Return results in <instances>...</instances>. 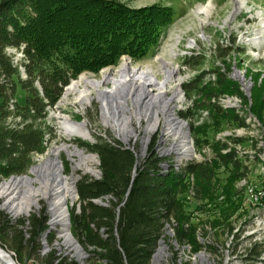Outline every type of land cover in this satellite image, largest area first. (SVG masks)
I'll list each match as a JSON object with an SVG mask.
<instances>
[{
	"label": "trees",
	"instance_id": "trees-1",
	"mask_svg": "<svg viewBox=\"0 0 264 264\" xmlns=\"http://www.w3.org/2000/svg\"><path fill=\"white\" fill-rule=\"evenodd\" d=\"M172 22V9L158 4L132 8L116 0H0V182L25 175L32 167V155L44 154L45 134L54 136L47 109L57 104L72 80L86 72L97 74L123 56L143 59ZM9 49L22 58L14 63ZM239 54H244L243 49ZM199 56L183 59L182 64L195 72L182 85L192 105L178 117L191 121L190 135L197 147H209L210 161L188 162L179 171L170 168L163 174L164 159L154 151L155 137L139 164L135 152L119 143L102 138L94 144L77 142L97 156L100 172L98 179L83 176L76 182L78 206L68 210L70 235L88 255L82 264H151L166 226L173 229L178 244H189L197 252L201 246L196 243L192 215L205 201L214 203L219 196L214 190L215 169L229 168L231 180L246 177L247 168L233 150L222 154L229 143L242 145V139H216L222 124L236 129L246 125L234 110L211 103L219 95L244 97L228 77L232 63L222 54L224 71L214 62L204 69L205 59ZM211 72L215 82L204 83ZM201 111L208 112V119L195 125ZM250 113L264 127V112L254 108L252 97ZM9 118L20 119L19 126L8 124ZM210 130L216 133L212 142L206 138ZM190 186L193 202L184 200ZM226 193L219 217L208 223L217 229L220 217L227 219L235 210ZM46 224L43 212L13 223L0 211V247L12 251L20 262L28 256L39 264H80L74 258H58L55 251L40 258L39 240L48 229ZM231 229L221 232L225 235ZM45 238L49 245L53 243V234Z\"/></svg>",
	"mask_w": 264,
	"mask_h": 264
},
{
	"label": "bare ground",
	"instance_id": "bare-ground-1",
	"mask_svg": "<svg viewBox=\"0 0 264 264\" xmlns=\"http://www.w3.org/2000/svg\"><path fill=\"white\" fill-rule=\"evenodd\" d=\"M208 9L209 6L201 7L198 8L195 13L205 15ZM200 23L203 24L205 21L200 19ZM193 45L194 40H189L186 47L192 48ZM174 47L175 46H171L169 49L170 57H175L177 55L174 51ZM246 54L247 52H244L243 55ZM124 58H126V60H124L119 67L104 71L101 70V77L99 79L82 76L76 81H72V83L65 88L60 103H64L70 96H73L75 103L82 107L89 104L92 100H96L100 103V120L102 124L105 128H110L115 137L125 145L132 137L136 136L135 128L132 125L133 120L139 125L144 121L145 126L142 130L144 135L141 138L140 149L141 156L144 155L147 149L146 146L149 143L151 135L156 131L159 125H161L162 136L159 138L158 143L156 138L155 147L157 145L161 146L167 139L171 138L172 143L169 144V147H160L157 151L160 152V155H168L171 152L176 155V159L170 164H166V161L160 164V169L163 174L169 172L168 170L170 168L174 171H179L186 163L193 162L195 158H201L199 160H203L202 162L210 161L211 157L210 159H202L200 154H195L193 144L189 137L190 128L187 126L185 120L176 115V111L180 108L179 105L182 103L185 93L180 92L177 86L175 93L167 97L166 88L169 86L168 84L174 81L176 68L172 67L170 62L157 57L156 61H159L158 71L163 77L162 80H158L157 77L153 75L151 69L140 70V68L130 64V58L126 56ZM218 66L222 69L220 64ZM222 71L224 70L222 69ZM231 72H233L232 68L229 72L230 74L228 73L230 79L233 80L234 77L244 79V75H241L242 73L240 74V72L236 70L231 77ZM215 79V74L211 72L206 74L203 78V82L212 83L215 82ZM187 82H184V84ZM108 84L111 85V88L104 87ZM253 84L248 80L242 83L241 87V90H245H243V98L249 101L251 95L248 94V91L250 87L252 88ZM239 86L241 85L239 84ZM151 88L155 90L153 91ZM92 94H94V97ZM243 98L241 99L239 96L219 95L212 98L211 103L217 105L218 108L222 110H234L244 121L246 128H239L235 130L234 133H242V131H246V129L252 127L256 128L261 133L263 132L262 134L264 136V127L250 113L249 108L251 105H248V107L243 105ZM128 101H131L130 106L128 105ZM191 105L190 100L188 107ZM12 109L13 108L10 107V110ZM58 119L60 120L59 123L66 137H77L85 141H93L92 134L89 132L84 122H72L69 118L63 116L58 117ZM207 119L208 112L201 111L194 124L200 125L204 121H207ZM7 123L14 125L18 124L19 126L20 119L9 118ZM47 124L50 125L49 116ZM50 128H53V126L50 125ZM47 136L49 137L48 134H45V140ZM231 137L238 138V136L230 132H223L220 133L216 139L227 141L228 138ZM110 143L115 144L119 142L115 141ZM121 143L119 144L122 145ZM126 148L135 152L136 156L134 147ZM230 150H233L240 160L248 158L247 160L249 162L259 163L258 165L260 168L257 167L255 169V174L260 173L263 176L264 148L260 155H256L255 149L244 150L240 145L229 143L228 148L221 151L222 154L225 155L230 152ZM207 152L211 155L209 147ZM60 154H65L68 161L71 163V174L69 176L63 173L62 162L59 160ZM183 160L184 163H182ZM97 162V157L95 155H86L77 146L61 144L59 147H54L48 152L45 158H42L29 169V174L13 177L0 184V199L3 200L2 206L14 216H28L31 210L39 209L41 203H44L50 213V228L48 227V229L50 231H56L58 238L62 240V244L71 247L75 254L81 259L83 253L69 233L68 224L70 225V222L65 206L68 201L74 202L77 198L75 184L80 177L78 172H81V175L97 176L98 173L95 168ZM248 163H243V166L247 168V171H245L247 173L251 167V165L249 167ZM190 182L192 183V178H190ZM237 186L243 191L245 203L249 206V210L261 209V202H258V200H263L262 190L257 189L256 186H252L246 177L239 179ZM249 190H253L254 195H251ZM192 195V187L190 186L188 198ZM242 220L241 223L237 225V228L234 229V227H232V231L229 233L230 236H226L229 238H226L227 241L224 245L226 248L224 251L226 255L222 264H229L230 248L233 245H238V238L236 235L242 231L244 225ZM57 227L59 229H56ZM212 230L211 225H204L196 229V243L198 242L201 248L205 241L204 237L208 236V232H212ZM163 237L164 239L159 242L158 247H156L157 249H155L156 251L153 255L151 264H214V262L210 260V255L207 254L205 250H201L200 248L197 252H193V246L186 243L178 244L179 242L177 243L174 240V232L171 227L166 226ZM249 253L250 246H247V242H240V247L236 248V256L249 257ZM0 264H15L11 257L8 256L1 247ZM234 264H243V260H234Z\"/></svg>",
	"mask_w": 264,
	"mask_h": 264
},
{
	"label": "rangeland",
	"instance_id": "rangeland-1",
	"mask_svg": "<svg viewBox=\"0 0 264 264\" xmlns=\"http://www.w3.org/2000/svg\"><path fill=\"white\" fill-rule=\"evenodd\" d=\"M118 2L124 3L132 8H138L153 4H158L162 6L170 7L173 11V22L166 27L160 37V41L158 45L153 48L143 59L138 61H130V64L140 68V70L151 69L153 75L157 77L158 80H162V75L158 71L159 69V61H156V58H162L164 61H168L172 64V67L176 68V73L174 77V81H172L169 86L166 88L167 97L172 96L176 87L180 89V92H184L182 85L184 82H187L194 75L193 70L184 66L183 59L185 57L196 56L200 57L202 55L205 59V64L203 66L204 69H208L213 67V62L216 65L220 64V56L222 54L226 55L225 59H229L232 63L231 77L234 74V71L240 72L241 75H244V79H238L234 77L233 81L236 82L239 87L240 92L244 96V91L241 90L242 83L250 80L253 84L252 88L248 91L250 94V101L245 98L243 100V105L248 107L251 105V97L253 101V105L255 109H259L260 112L263 111V100H264V0H116ZM53 3V2H52ZM240 3V4H239ZM209 6L208 12L205 15L195 13L198 8ZM208 8V7H207ZM200 19L205 21V23H200ZM178 39V40H177ZM189 40H194V45L192 48H187V44ZM171 46L174 47V51L177 53L175 57H170L169 49ZM243 49L244 52H247L246 55H240V50ZM8 54L13 56L14 63L18 62L22 55L20 53H15L14 50H7ZM248 56V57H245ZM125 57V56H124ZM121 57L118 62L111 67H107L104 70L115 69L120 66V64L126 60V58ZM199 59V58H198ZM250 63H254L252 66ZM22 70V68H20ZM97 74L92 73H82L75 80L79 79L82 76L89 77L92 79H99L101 77V72ZM246 73V74H245ZM23 74V73H22ZM230 74V73H229ZM258 75V76H257ZM262 76V78H261ZM24 77V76H23ZM252 77V78H251ZM246 78V79H245ZM179 81H178V80ZM72 81L70 83H72ZM180 82V83H179ZM177 84V85H176ZM239 84L241 86H239ZM106 88H111V85H105ZM263 88V89H262ZM153 91L154 88H151ZM169 92V93H168ZM250 92V93H249ZM63 94L59 98L57 104L53 108H48V116L50 125L53 126V138L50 139L47 136L45 152L42 155H32V166L35 165L42 158H45L48 152L54 148L59 147L61 144L74 145L77 146V142H83L87 144H94L97 138H102L109 142H119L121 143L114 135L110 128H105L100 120V103L96 100H92L89 104L84 105V107L75 103L74 97L70 96L64 103H60ZM94 97V94H92ZM234 96V95H232ZM17 101L20 103L22 101V95H17ZM182 103L179 105L180 108L176 111V115H178L179 111H184L187 109L189 105V101L186 99V96H183ZM188 102V103H187ZM128 105H131V101H128ZM82 107V108H81ZM251 107V106H250ZM250 109V108H249ZM67 117L72 122L81 123L84 122L89 132L92 134L93 141H85L77 137H66L63 133L61 125L59 123L58 117ZM78 118V119H77ZM187 126L189 127L191 122L186 121ZM190 123V124H189ZM49 125V126H50ZM133 127L135 128L136 136L132 137L130 141L125 145L126 147H134L136 151L137 164H139L142 160H144L148 154V148L150 146L151 140L155 137L157 138V143L159 138L162 136V126L156 129V131L151 135L149 143L146 146V151L144 155L141 156V141L144 135L143 127L145 126V122L142 121L140 125L133 120ZM237 130L234 126L222 124V132H230L238 138L242 139V147L244 150H254L255 154L260 155L262 153V149L264 148V136L263 132L261 133L256 128L249 127L246 131H242V133H234ZM190 133V130H189ZM191 134V133H190ZM216 133L213 130H210L207 133V140L212 142L215 140ZM220 135V133L216 136V138ZM191 142L193 144V148L196 155H201L202 159H210L211 155L207 152L208 147L205 145L197 147L195 145L194 138L189 136ZM232 138V137H231ZM202 139V138H200ZM172 143V139L169 138L165 141V143L157 145L155 147L156 154L166 161V164H170L176 159V155L171 152L168 155H160V152L157 151L160 147L167 148L169 144ZM81 149L86 155L92 153L87 152L85 149ZM201 159V158H199ZM196 159L193 162H202L203 160ZM246 159H242L241 162L248 163L249 161ZM59 160L62 162L63 173L66 176L71 174V163L68 161L65 154H60ZM98 161V159H97ZM184 163V160L182 161ZM242 163V164H243ZM259 163L249 162L248 165L250 167L249 172L247 173V180L250 182L252 186H256L257 189L262 190L264 188V174L258 173L255 176H252V170L257 167ZM98 162L95 165L96 171L98 173L97 176L90 175H81V172H78L80 177L87 176L90 178H99V169ZM162 166V165H161ZM29 174V170L25 175ZM78 179V180H79ZM8 181L4 180L1 183ZM237 182L235 179L231 180V173L229 168H225L223 166H219L215 169V182H214V190L217 196L215 198V202L211 203L205 201L203 206L200 207V211H193L192 215V223L195 226L202 227L204 225H210L209 222H212L215 218L219 217L221 213V209L224 208L222 203L223 195H225V199H227V193L229 192V197L227 201H232L233 205H235V210L233 215L229 214L227 219H223L220 217V221L222 224L219 226V229L212 227V232H208V236L204 237L205 241L203 242V247L201 250H205L207 254L210 255V260L214 262V264H222L223 259L225 257L224 247L225 242L227 241L226 236H230L232 230L226 232L225 235L221 230L226 231L229 227L237 228L238 224L244 222V218H249V206L245 203V196L243 191L239 189L237 186ZM263 186V187H262ZM188 198V194H187ZM221 200V202H220ZM229 201V202H230ZM229 202L225 205L229 206ZM78 198L74 202L68 201L65 208L67 209V213L69 214V209L78 206ZM3 200L0 199V211L4 212L7 217L13 223L17 221L26 222L32 215H39L41 212L44 213L47 219V228L49 226L50 213L44 203H41V206L37 210H31L28 216L25 215H17L14 216L9 211H7L3 206ZM257 210V209H254ZM245 212V213H244ZM243 213V214H242ZM194 214H198L196 221ZM246 215V216H244ZM69 217V215H68ZM236 223V224H235ZM232 225V226H231ZM56 229H59L58 227ZM70 229V226H69ZM217 230V231H216ZM48 233L53 234V243L49 245L46 242V238L42 237L40 241V258L48 255L51 251H55L56 256L58 258L68 257L74 258L78 260L80 263H84L87 258V253L81 248L83 253L81 259L75 254L74 250L71 247L62 244V240H60L57 236L56 231H49ZM224 235V236H223ZM224 237V238H223ZM227 238V239H226ZM216 243H215V242ZM213 243V244H212ZM220 247V254H219ZM223 249V250H222ZM8 256L11 257L12 261L15 264H39L38 261L32 259L31 257L23 259V261H19L17 256L9 250L3 249ZM217 251V252H216ZM214 252V253H213ZM25 257V256H24ZM220 257V258H219ZM214 258V259H213ZM217 258V259H216ZM215 260V261H214Z\"/></svg>",
	"mask_w": 264,
	"mask_h": 264
},
{
	"label": "built area",
	"instance_id": "built-area-1",
	"mask_svg": "<svg viewBox=\"0 0 264 264\" xmlns=\"http://www.w3.org/2000/svg\"><path fill=\"white\" fill-rule=\"evenodd\" d=\"M252 176H255V168L252 170ZM249 193L254 195L253 190H249ZM262 193L263 200H258L261 202V209L246 210L250 211V218H244L242 231L236 235L238 245H233L230 248L229 264H234V260H243V264H264V188H262ZM184 200L193 202L192 196L184 198ZM194 204L201 205L200 202H194ZM197 216L198 214H194L195 221ZM240 242H247V246H250L249 257L236 256V248L240 247Z\"/></svg>",
	"mask_w": 264,
	"mask_h": 264
},
{
	"label": "water",
	"instance_id": "water-1",
	"mask_svg": "<svg viewBox=\"0 0 264 264\" xmlns=\"http://www.w3.org/2000/svg\"><path fill=\"white\" fill-rule=\"evenodd\" d=\"M96 156V155H95ZM97 157V156H96ZM98 164H99V162H98ZM99 174H100V172H99ZM13 178V177H12ZM11 179V178H10ZM96 179V178H95ZM98 179V178H97ZM75 193H76V189H75ZM76 197H77V193H76ZM78 198V197H77ZM67 216H68V214H67ZM69 224H68V228H69ZM50 230L49 229H47V231H46V233H45V235H44V237L46 236V234L49 232ZM70 233V232H69ZM72 237V236H71ZM79 249H80V251H81V248L79 247ZM78 261V260H77ZM80 264H82V263H80Z\"/></svg>",
	"mask_w": 264,
	"mask_h": 264
}]
</instances>
